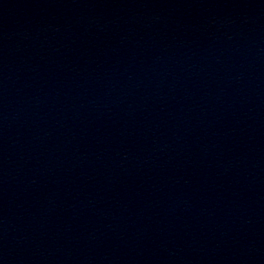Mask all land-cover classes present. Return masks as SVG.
Returning a JSON list of instances; mask_svg holds the SVG:
<instances>
[{"label": "water", "instance_id": "95a60500", "mask_svg": "<svg viewBox=\"0 0 264 264\" xmlns=\"http://www.w3.org/2000/svg\"><path fill=\"white\" fill-rule=\"evenodd\" d=\"M0 264H264V0H0Z\"/></svg>", "mask_w": 264, "mask_h": 264}]
</instances>
